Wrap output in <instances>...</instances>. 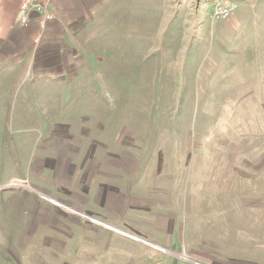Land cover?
Listing matches in <instances>:
<instances>
[{
	"label": "rangeland",
	"instance_id": "374dc122",
	"mask_svg": "<svg viewBox=\"0 0 264 264\" xmlns=\"http://www.w3.org/2000/svg\"><path fill=\"white\" fill-rule=\"evenodd\" d=\"M26 1L0 0V264H264V0H54L41 32Z\"/></svg>",
	"mask_w": 264,
	"mask_h": 264
},
{
	"label": "built area",
	"instance_id": "2783aa9c",
	"mask_svg": "<svg viewBox=\"0 0 264 264\" xmlns=\"http://www.w3.org/2000/svg\"><path fill=\"white\" fill-rule=\"evenodd\" d=\"M54 0H27L21 6L22 16L20 24L27 26L30 21V13L41 15L38 22L39 32L43 31L52 22V15L47 10V5ZM212 18L216 21H228L237 12V6L232 0H213ZM37 35V34H36Z\"/></svg>",
	"mask_w": 264,
	"mask_h": 264
},
{
	"label": "water",
	"instance_id": "95a60500",
	"mask_svg": "<svg viewBox=\"0 0 264 264\" xmlns=\"http://www.w3.org/2000/svg\"><path fill=\"white\" fill-rule=\"evenodd\" d=\"M52 202H54V201H52Z\"/></svg>",
	"mask_w": 264,
	"mask_h": 264
}]
</instances>
